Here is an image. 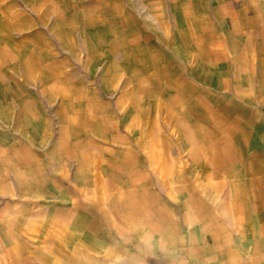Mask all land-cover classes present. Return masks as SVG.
I'll return each instance as SVG.
<instances>
[{
    "label": "rangeland",
    "instance_id": "1",
    "mask_svg": "<svg viewBox=\"0 0 264 264\" xmlns=\"http://www.w3.org/2000/svg\"><path fill=\"white\" fill-rule=\"evenodd\" d=\"M0 264H264V0H0Z\"/></svg>",
    "mask_w": 264,
    "mask_h": 264
}]
</instances>
